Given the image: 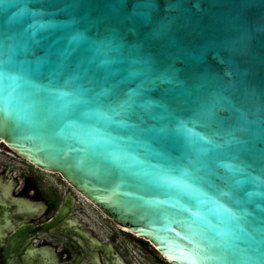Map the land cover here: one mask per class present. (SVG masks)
Here are the masks:
<instances>
[{"label":"water","instance_id":"water-1","mask_svg":"<svg viewBox=\"0 0 264 264\" xmlns=\"http://www.w3.org/2000/svg\"><path fill=\"white\" fill-rule=\"evenodd\" d=\"M9 61L22 100L32 84L59 82L68 101L92 91L129 105L123 119L135 127L122 132L140 163L113 172L86 138L39 118L23 135L5 118L0 144L60 175L168 264H189L217 205L234 214L222 227L239 237V264H264V0H0V63ZM154 169L168 180L146 187ZM193 175L202 203L169 194V182Z\"/></svg>","mask_w":264,"mask_h":264},{"label":"flooded vegetation","instance_id":"flooded-vegetation-1","mask_svg":"<svg viewBox=\"0 0 264 264\" xmlns=\"http://www.w3.org/2000/svg\"><path fill=\"white\" fill-rule=\"evenodd\" d=\"M56 175L59 183L51 178ZM86 205L111 225V235L98 231L100 222ZM130 240L157 264H168L150 243L123 230L60 175L0 144V264H134L125 246Z\"/></svg>","mask_w":264,"mask_h":264},{"label":"snow or ice","instance_id":"snow-or-ice-1","mask_svg":"<svg viewBox=\"0 0 264 264\" xmlns=\"http://www.w3.org/2000/svg\"><path fill=\"white\" fill-rule=\"evenodd\" d=\"M20 71L15 61L0 63V124L7 118L11 125L10 130L23 135L27 125L33 120L43 119L49 127H61L63 135L73 139L86 138L93 149V154L103 157L104 163L113 172L119 173L123 168L140 163L131 155L139 147V143L129 136L128 132H122L123 129L135 127L128 125L123 119L128 115L125 109L129 108V105L113 107L112 103L105 104L101 96H106L107 93L92 91L75 92L72 94L74 98L68 101L64 99L67 93L54 90L60 87L59 82L50 83L48 86L32 84L31 91L22 100L20 93L22 78L17 75ZM161 81L171 82L167 74L161 76ZM140 107L148 105L142 104ZM102 109H106L111 115H105ZM126 136L128 139H125ZM190 179L191 184L182 181L169 182L167 186L174 189V192L169 194L186 199L193 205L202 203V197L207 193L193 186L201 183V178L193 175ZM167 180V176L155 169L151 175L144 176L146 187H158ZM217 208L213 219L204 223L194 246L187 252L189 264H199L205 256L221 260L224 264H239V261L244 259L242 250L235 243L239 237L226 227H222L228 224L224 214L227 213L233 219L234 214L228 213L227 209H221L219 205Z\"/></svg>","mask_w":264,"mask_h":264},{"label":"rangeland","instance_id":"rangeland-1","mask_svg":"<svg viewBox=\"0 0 264 264\" xmlns=\"http://www.w3.org/2000/svg\"><path fill=\"white\" fill-rule=\"evenodd\" d=\"M52 179H55L57 183H59V177L53 176L51 177ZM60 188L62 189H67L64 188L63 185L60 186ZM78 202H83V200L81 198H77ZM86 208L89 209L90 211V216L94 217L96 220H98L100 223H97V228L98 231L103 234L105 237L109 236L112 234V229L109 228V224H107L106 222H104L102 219L99 218V215L89 206L86 205ZM119 241L123 242V238L119 237ZM126 243V242H125ZM128 243V244H127ZM125 245L127 250H129V258L133 261L134 264H157L156 261L151 257V256H146L144 255L139 249V246L137 245V243H135L134 241H128ZM124 246V247H125Z\"/></svg>","mask_w":264,"mask_h":264},{"label":"bare ground","instance_id":"bare-ground-1","mask_svg":"<svg viewBox=\"0 0 264 264\" xmlns=\"http://www.w3.org/2000/svg\"><path fill=\"white\" fill-rule=\"evenodd\" d=\"M4 149L7 151V152H10L11 153V151L7 148V147H5L4 146ZM55 174V173H54ZM123 230H125V231H128L129 232V230L128 229H126V228H123V227H121Z\"/></svg>","mask_w":264,"mask_h":264}]
</instances>
